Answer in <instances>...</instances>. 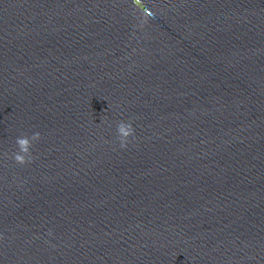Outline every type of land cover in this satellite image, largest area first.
Wrapping results in <instances>:
<instances>
[{
    "label": "clouds",
    "instance_id": "obj_1",
    "mask_svg": "<svg viewBox=\"0 0 264 264\" xmlns=\"http://www.w3.org/2000/svg\"><path fill=\"white\" fill-rule=\"evenodd\" d=\"M139 0H135V3H138ZM134 3V5H135ZM136 7V6H135ZM140 13L139 18L143 23L147 22V18L152 15L150 11L145 9L144 13ZM142 26V25H141ZM117 139L119 141L121 148H126L128 146L129 138L133 137L135 134V129L130 122L119 121L116 126ZM41 139V134L39 132H34L30 137L29 136H19L16 138V145L18 151L12 154V159L18 165H26L33 162V155L31 149L33 147V142L39 141Z\"/></svg>",
    "mask_w": 264,
    "mask_h": 264
}]
</instances>
